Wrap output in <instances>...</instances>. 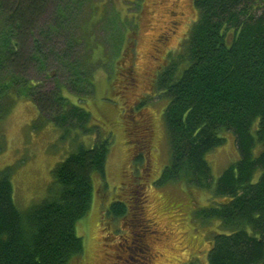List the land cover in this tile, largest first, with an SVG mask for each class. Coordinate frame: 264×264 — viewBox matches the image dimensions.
<instances>
[{"label":"trees","instance_id":"trees-1","mask_svg":"<svg viewBox=\"0 0 264 264\" xmlns=\"http://www.w3.org/2000/svg\"><path fill=\"white\" fill-rule=\"evenodd\" d=\"M193 5L197 19L156 72L152 95L143 100L167 102L162 117L169 162L155 183L183 182L208 193L210 204L199 219L220 224L208 264H264V0H193ZM50 8L53 22L45 25L41 21ZM63 12L57 0H0V101L12 89L14 96L24 92L37 109L33 127L51 124L68 147L51 171L43 199L25 211L13 199L11 168L0 170V264H68L83 255L75 224L90 207L93 175L104 174L110 137L98 135L96 121L79 105L93 89L91 77L79 74L84 63L70 59L68 48L58 54L57 60L72 70L70 88L57 82L45 88L23 77L33 65L45 71L46 46L51 33L63 26ZM118 63L126 66L123 59ZM83 80L87 92L80 89ZM7 109L1 101L0 120ZM224 131L234 137L238 160L214 179L206 155L223 144ZM94 135L91 146L81 141ZM137 193L112 200L105 217L127 219L132 204L142 213L146 197ZM103 230L107 232L106 225Z\"/></svg>","mask_w":264,"mask_h":264},{"label":"rangeland","instance_id":"rangeland-1","mask_svg":"<svg viewBox=\"0 0 264 264\" xmlns=\"http://www.w3.org/2000/svg\"><path fill=\"white\" fill-rule=\"evenodd\" d=\"M57 4L64 11L63 26L49 37L48 68L43 71L33 65L23 77L41 82L45 88L53 87L55 82L70 88L72 70L57 60L58 54L68 48L70 59L84 63L79 74L83 79L91 77L93 84L92 92L82 96L79 105L96 121L98 135L110 137L104 174L93 175L90 207L75 224L84 253L68 264H208L213 236L220 231L217 220L202 221L198 216L210 204L208 193L183 182L155 183L169 162L162 117L166 99L154 98L142 104L151 115L149 142L142 140L138 125L130 124V116L139 110V103L135 104L152 95L150 78L155 66L180 47L195 20L193 0H57ZM169 11H174L177 25H171L173 16ZM50 12L51 8L42 18L45 25L53 22L54 14ZM167 28L173 31L168 37L162 34ZM160 35L163 37L155 42ZM118 59H123L127 67L131 65L136 86H126L127 79L118 76ZM47 70L57 79L46 78ZM116 79L122 80L118 83ZM77 87L83 92L89 90L85 80ZM66 89L62 94L78 103ZM10 91V97L1 100L9 110L0 120V170L11 168L13 199L17 208L25 211L43 199L51 171L68 147L51 124L33 127L38 117L36 107L24 92L14 96L13 89ZM133 105L137 107L131 113ZM222 137L223 144L206 155L214 179L238 160L232 133L224 131ZM96 138L94 135L81 141L91 146ZM259 150V146L254 148L255 156ZM139 154L141 164L136 162ZM136 190L146 197L142 213L132 204L131 219L105 217L112 200H127ZM146 219L154 223L153 228ZM105 225L107 232L103 230Z\"/></svg>","mask_w":264,"mask_h":264},{"label":"flooded vegetation","instance_id":"flooded-vegetation-1","mask_svg":"<svg viewBox=\"0 0 264 264\" xmlns=\"http://www.w3.org/2000/svg\"><path fill=\"white\" fill-rule=\"evenodd\" d=\"M195 10H196V8H195ZM169 12H170V15L173 16V21H171V25H173V26L177 25L178 21H177V17H175L174 11H169ZM196 13H197V10H196ZM197 16H198V13H197ZM197 16H196L195 20L197 19ZM195 20H193L191 22L189 29L191 28V26ZM168 31H170V32H168ZM171 32H173V31L171 29L167 28L162 34H164L165 36L168 37ZM160 37H163V36L160 35L157 40L155 39V42L159 41ZM186 37H187V35H186ZM186 37L184 38V40L186 39ZM182 42H183V39L180 41L179 46L181 45ZM156 52H158V51H156ZM166 62H167L166 59H162L161 64L159 63L155 66L154 73L152 74V76L150 78V82H151L150 87L152 84V78H154L157 71H160L166 65ZM126 68H127V70H126ZM126 68L124 66L122 68H120L118 71V76L120 78L127 79V81H125L126 86L128 85L130 87H134V86H136V84H135V80L133 78L131 65L128 64V67H126ZM117 81H118V83L120 82L119 80H117ZM125 89H126L125 86L122 87L119 94L122 95V93H124ZM152 92H153V90H152ZM117 93H118V91H117ZM138 103H139V107L135 106ZM142 104H143V101H141V102L138 101L135 105H133V107H130L129 112H131V113H133V111L136 109V107H137V109H139L134 115L130 116V118H131L130 124H135V127H137V125H138L140 132L142 134V138H144L142 140L149 142V140L152 139L151 115L144 111L145 108L142 107ZM140 107H141V109H140Z\"/></svg>","mask_w":264,"mask_h":264}]
</instances>
